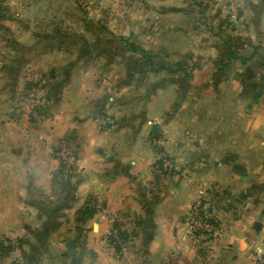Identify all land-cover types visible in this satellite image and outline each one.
<instances>
[{
	"label": "crops",
	"instance_id": "0c3cea01",
	"mask_svg": "<svg viewBox=\"0 0 264 264\" xmlns=\"http://www.w3.org/2000/svg\"><path fill=\"white\" fill-rule=\"evenodd\" d=\"M163 2L42 0L19 9L8 1L10 15L0 20L11 36L0 39V239L16 251L27 245L39 251L37 264H256L257 255L264 257V0H243L236 31L221 32L235 52L260 46L252 67L244 68L255 82L233 83L239 93L216 116L220 121L182 120L197 134L185 142L175 120H162L176 100L162 105L161 93L174 91L176 82L160 89L149 74L145 88L138 81L144 66L125 48L134 38L126 27L139 26L141 34L147 21H184H150ZM126 9L136 11L131 16ZM252 86L259 98H241ZM20 88L35 90L43 122L17 114ZM146 89L156 93L146 98ZM158 102L163 114L152 119ZM110 113L113 121L102 123ZM154 124L168 138L174 162L173 172L155 181L146 144ZM62 146L75 156V172L58 156ZM60 164L69 172L68 187L55 179ZM203 188L216 192L209 212L218 231L198 245L187 220ZM90 198L107 216L78 218ZM109 216L127 237L120 257L107 244Z\"/></svg>",
	"mask_w": 264,
	"mask_h": 264
},
{
	"label": "rangeland",
	"instance_id": "374dc122",
	"mask_svg": "<svg viewBox=\"0 0 264 264\" xmlns=\"http://www.w3.org/2000/svg\"><path fill=\"white\" fill-rule=\"evenodd\" d=\"M8 1L9 0H0V20L2 21L6 20L10 15ZM11 1L18 5L20 9V6H23L21 4L36 3L38 1L41 2L42 0ZM135 1L138 5L141 4V6L144 5V2H146V0ZM162 1H164V5L161 3L159 6L154 7L155 12L150 13L149 17H147L150 18V21L157 17L162 19H182L186 23L183 24L184 21H182V23L173 26L171 22H165L163 23L164 25H161L158 23L148 24L147 21L141 27V34L138 29L139 26L138 28L135 25L131 28L126 27V36L129 34L130 30H134V38H129L128 41L142 47L152 58L153 68H151L139 55H136L139 58L140 63L144 66V70L138 75V81L144 84L145 88L150 89V87H148L150 82L148 78L149 74L150 76H153V78H156L153 82L160 89H164V87L168 86L167 83L170 81L176 82H174L176 86L174 91L169 89L161 93L162 95L160 96V98H162V105L166 102L176 100L174 108H172V110L169 109L167 113L163 114L162 112L160 114V103H155L150 109V117L154 119V117H158L163 114V121L167 122L175 120L177 122V126L182 128L179 135H181L183 142L186 140L192 141L195 137H197V134L194 132L196 129L195 125H191L194 130H189L187 128L188 124L186 122H182V120L187 121V117H194L195 121V118L197 117L209 116L210 118L214 117L213 119H209L211 122L220 121L219 119L224 115L222 111H229V100L232 99L235 94L239 93L238 90L234 91L233 83H239L243 79L248 80L251 84L255 82V80L248 78V75H244L246 72L244 68H249L250 66L248 63L242 64L237 60L227 63L226 57L220 54V49H222V47L225 49H228L227 47L229 45L232 47L229 40L221 38V32L226 31L231 33L232 31H236L235 28H237L239 20L242 18V9H240L242 7L240 4H242L243 0ZM166 1L169 2L166 3ZM137 4L136 7L138 6ZM129 10L130 9H126V12L131 14V16L134 15L136 9ZM136 17H139V14H136ZM142 18L144 17L142 16ZM139 22H142V20H135V23ZM200 32L205 33L203 35L204 37L198 36L200 35ZM0 33L1 40L11 38L5 28L1 29ZM1 42L2 41H0V45ZM125 48L128 50L126 44ZM253 49L254 48L245 50L242 53H235L239 56H247ZM161 68H163V71L158 73L153 72V70H161ZM178 69L184 70L187 75L185 73L172 74V72ZM148 89L145 90L146 93L143 92V95H146V98L152 96L155 92H150ZM33 91L35 96V90ZM243 92L248 95V97L240 96L241 98L250 99L253 97L255 100L259 98V94H262L258 88H255V86H252L250 92ZM18 93L19 94L16 97V104H19L18 109L16 108L17 114L19 116L24 114L26 119H33L36 124L43 122L45 117L41 107L38 106V103L36 102V104L34 103L35 105L32 104L33 106H31V103L28 100L30 91L27 92L25 88H20ZM240 97L236 98L239 99ZM177 107L180 108L178 109ZM256 108L257 107H253V110ZM112 116L113 113H110L105 117H102V123L110 124L113 121ZM216 116H219L220 118H216ZM152 127H156L158 129V138H149ZM151 129L146 138V144L154 153L153 162L150 168L155 181L156 178L160 179L161 177L162 179V177L166 174L172 173L174 162L170 158L171 146L168 144V138L164 136L163 130H161L157 124L152 125ZM166 148L169 152L166 151ZM61 149L62 150L59 151L58 156L65 162L67 168L69 167L73 172H75V156L70 154L65 147L62 146ZM66 178H68V176H66ZM152 188L156 190L159 187L157 186V188ZM200 191L201 192L198 194L199 198H196L195 202L200 198L206 199V207L204 209L205 217L200 216L201 214L199 209L194 213L190 211L187 220L190 237L192 240L196 241L198 245L201 243L203 238L212 239V231H218L214 226L216 223L212 221L214 218L209 212L211 211V204L209 203L213 200L212 197L214 194L216 195V192L211 188H203ZM88 201L90 202L89 205H91L95 210L94 215L91 216V218L96 216H107L106 208L102 203L97 202L96 200L94 201L92 198L88 199ZM109 217L107 244H109L110 246H108L113 249L115 257H120L119 255H125L127 253V247L123 246V241L118 236V230L120 227L116 223V219L111 216ZM78 218L88 220L87 217H82L79 214ZM116 225L117 227H115ZM69 238V235L68 237L62 236V239L68 240ZM109 238L114 240L115 243H118L119 245L113 244ZM73 240H76V238L74 237ZM29 247L30 245H27L25 248L26 252H21L19 250L18 252L15 249L16 244H12L5 238L0 239V264H37V262H42V260H40L41 253Z\"/></svg>",
	"mask_w": 264,
	"mask_h": 264
},
{
	"label": "trees",
	"instance_id": "16d2710c",
	"mask_svg": "<svg viewBox=\"0 0 264 264\" xmlns=\"http://www.w3.org/2000/svg\"><path fill=\"white\" fill-rule=\"evenodd\" d=\"M126 46L128 47V50L134 54V55H139L143 60L146 61V63L153 68V63H152V58L150 57V55L148 54V52L146 50H144L142 47H140L139 45L129 42V41H125ZM227 50V56H226V62L229 63L233 60H237L239 62H241L242 64H247L248 62H250L257 54L258 50H260V46H256L247 56H239L238 54L235 53L234 50H232L231 46L229 45ZM264 50V48H263ZM160 71H163V68H161V70H153L154 73H158ZM176 73H185L184 70L178 69L174 72H172V74H176ZM186 74V73H185ZM187 75V74H186ZM159 134H158V129L156 127H152L149 138L150 139H154V138H158ZM66 166H63L62 164H60V169L58 170V172H56V176L55 179L58 181L57 183L61 184V186L64 187H68V184L66 182H64V179L66 175H68V171L65 169ZM67 189V188H65ZM89 201H87L86 204H84L79 210H78V214L81 215L82 217H87V218H91V216L94 215L95 210L92 208L91 205H89ZM206 205L205 202H202V206L200 207V216H204V209H205ZM208 213V212H207ZM209 215V214H208ZM213 221V220H212ZM117 227V225L115 226ZM118 236L119 238L123 241L122 244L126 243L127 237L126 235L119 229L118 230ZM109 240L113 243V244H117L115 243L114 240H112L111 238H109Z\"/></svg>",
	"mask_w": 264,
	"mask_h": 264
},
{
	"label": "built area",
	"instance_id": "2783aa9c",
	"mask_svg": "<svg viewBox=\"0 0 264 264\" xmlns=\"http://www.w3.org/2000/svg\"><path fill=\"white\" fill-rule=\"evenodd\" d=\"M31 91H32V93H31ZM31 91H30V94H29L30 96L28 97V100L31 103V106H33L32 104H34L35 102L37 103V101H36V95L34 96V94H33L34 91L33 90H31ZM205 200L206 199H204V198H200L198 201L194 202L190 211L192 213L197 212L200 209V207L202 206V202H206ZM256 264H264V257L257 255L256 256Z\"/></svg>",
	"mask_w": 264,
	"mask_h": 264
}]
</instances>
